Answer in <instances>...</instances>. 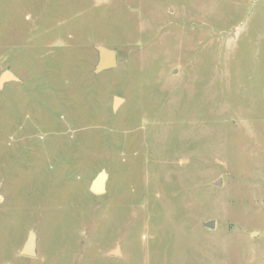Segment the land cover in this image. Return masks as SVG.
Segmentation results:
<instances>
[{
  "label": "rangeland",
  "instance_id": "374dc122",
  "mask_svg": "<svg viewBox=\"0 0 264 264\" xmlns=\"http://www.w3.org/2000/svg\"><path fill=\"white\" fill-rule=\"evenodd\" d=\"M5 70L0 264H264V0H0Z\"/></svg>",
  "mask_w": 264,
  "mask_h": 264
},
{
  "label": "water",
  "instance_id": "95a60500",
  "mask_svg": "<svg viewBox=\"0 0 264 264\" xmlns=\"http://www.w3.org/2000/svg\"><path fill=\"white\" fill-rule=\"evenodd\" d=\"M95 48L98 51V63L95 69L96 73H99L103 70L113 68L117 65L118 59H117V52L115 49H112L106 45H101L98 44L95 46ZM10 80H15L18 81L19 78L12 72L11 70H5L4 72L1 73L0 75V86L3 87L5 82L10 81ZM122 101V98L120 97H115V104L114 108L117 107V105ZM108 178V174L106 171L102 170L96 178L93 180L91 184V190L92 192L96 194H102L106 192V181ZM221 181L219 180L218 183ZM209 227H214L215 226V221H207L205 223ZM118 249H114L111 251L112 254L116 255L118 254ZM21 254L25 256H36L37 251H36V234L33 230L30 231L29 237L27 241L25 242Z\"/></svg>",
  "mask_w": 264,
  "mask_h": 264
},
{
  "label": "crops",
  "instance_id": "0c3cea01",
  "mask_svg": "<svg viewBox=\"0 0 264 264\" xmlns=\"http://www.w3.org/2000/svg\"><path fill=\"white\" fill-rule=\"evenodd\" d=\"M107 188V187H106Z\"/></svg>",
  "mask_w": 264,
  "mask_h": 264
}]
</instances>
